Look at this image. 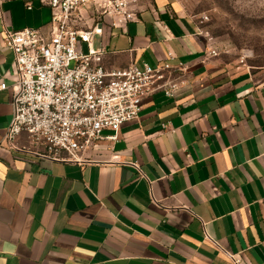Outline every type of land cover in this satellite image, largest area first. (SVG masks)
<instances>
[{"label": "crops", "instance_id": "crops-1", "mask_svg": "<svg viewBox=\"0 0 264 264\" xmlns=\"http://www.w3.org/2000/svg\"><path fill=\"white\" fill-rule=\"evenodd\" d=\"M82 15L83 29L101 18L91 45L107 72L169 69L139 119L116 140L105 131L87 162L12 151L5 33L54 26L40 0H0V264H233L228 254L264 264V69L209 56L216 48L180 0H139L125 30L93 0ZM16 145L31 148L26 134Z\"/></svg>", "mask_w": 264, "mask_h": 264}, {"label": "built area", "instance_id": "built-area-1", "mask_svg": "<svg viewBox=\"0 0 264 264\" xmlns=\"http://www.w3.org/2000/svg\"><path fill=\"white\" fill-rule=\"evenodd\" d=\"M40 1L51 9L54 29L49 35L30 28L5 33L3 46L14 56L16 81L4 140L12 151L83 164L105 131L114 132L108 139L116 140L123 125L139 119L144 98L169 65L107 72L99 63L101 52L91 45L103 33L101 18L93 27L82 28V8L89 0ZM93 1L98 16L111 17L113 27L125 30L136 20L139 0ZM83 44L88 53L82 52ZM219 54L208 49L211 57ZM176 87L167 85L166 94L172 96ZM6 89L4 82L0 90ZM21 134L27 135L31 148L17 147ZM228 257L240 264L237 255Z\"/></svg>", "mask_w": 264, "mask_h": 264}, {"label": "rangeland", "instance_id": "rangeland-1", "mask_svg": "<svg viewBox=\"0 0 264 264\" xmlns=\"http://www.w3.org/2000/svg\"><path fill=\"white\" fill-rule=\"evenodd\" d=\"M180 1L219 53L264 69V0Z\"/></svg>", "mask_w": 264, "mask_h": 264}]
</instances>
